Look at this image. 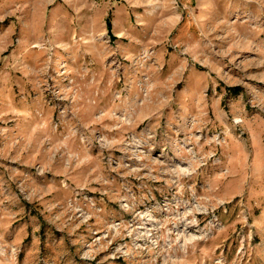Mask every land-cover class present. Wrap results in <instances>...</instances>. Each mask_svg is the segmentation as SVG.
<instances>
[{"label": "rangeland", "instance_id": "obj_1", "mask_svg": "<svg viewBox=\"0 0 264 264\" xmlns=\"http://www.w3.org/2000/svg\"><path fill=\"white\" fill-rule=\"evenodd\" d=\"M0 264H264V0H0Z\"/></svg>", "mask_w": 264, "mask_h": 264}]
</instances>
